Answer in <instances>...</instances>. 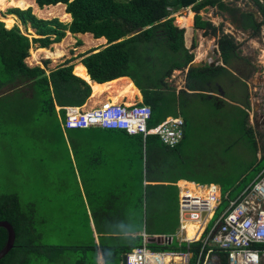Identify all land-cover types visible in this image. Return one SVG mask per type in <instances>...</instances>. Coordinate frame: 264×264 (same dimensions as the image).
<instances>
[{
	"label": "trees",
	"instance_id": "obj_1",
	"mask_svg": "<svg viewBox=\"0 0 264 264\" xmlns=\"http://www.w3.org/2000/svg\"><path fill=\"white\" fill-rule=\"evenodd\" d=\"M33 1L39 9L64 5L71 21L63 23L56 18L39 19L31 14L30 8L7 10L12 18L15 16L21 24H28L38 37L28 39L19 33L16 25L4 28L0 22V83H12L8 88L0 84V95L7 93L13 86H21L29 81V93L25 88L23 94L35 97L37 115L54 118L63 140L62 152L52 162L59 164L63 172L70 170L76 186L68 194L67 184L53 180L50 173H41L37 177L32 174L26 180L22 176L23 181L14 184L17 192L0 193V221L8 222L15 231L14 246L0 259V264H52L63 247L54 244L38 246L35 242L39 241L41 234H48L46 226L54 228L50 221L59 218L64 223L66 217L79 212L86 213L87 221L94 222L99 233L98 245L92 237L93 256L88 258L95 261L97 250L100 249L104 263L114 264L122 253L141 243L140 236H120L114 233L139 232L143 221L141 215L146 219L151 215L148 210L152 212L154 208H162L170 201H175L177 186L173 182L180 176L167 179L173 181L170 183L160 181L165 180L162 177L177 161L174 154L170 155L173 148L165 146L155 135L147 134L143 138L140 133L127 134L122 130L99 127L63 130L60 117L64 118V109L56 111L54 106H80L90 94L88 82L74 73L78 60H73L79 58L89 78L104 84L112 102L121 95L131 100L133 95H137L136 86L141 94L140 103L149 106V120L153 122V110L158 112V107H166L156 115L157 118H163L168 111H174L176 106L183 107L187 101V92L181 89L176 93L169 87L166 78L170 77L173 70L188 67L194 59L192 49L196 44L187 45V29L184 25L174 24L172 15L190 8L194 12L193 27L205 33L210 29L212 34H216L220 26L213 25L199 14L203 8L215 6L219 11L227 13L230 22L236 27L245 29L249 26L255 33L260 32L261 27L264 38V0H252L260 14L258 22H254L251 17L247 18L235 6H228L223 0ZM4 25L9 27L11 24L4 22ZM219 31L221 35L216 40L217 52L222 63H226L235 54V43L231 35L222 33L221 29ZM66 32L82 36L87 33L93 39L103 38L105 45L71 55L65 61L48 68L47 72L43 66L25 61L32 43H36L37 49L47 50L51 44L62 43ZM76 44L81 45L79 40ZM41 62L45 65L48 59L44 58ZM221 70L225 71L222 65L189 67L185 74V88L201 94L196 91L204 90V83L216 78L214 72ZM124 76L130 78L134 86ZM240 113L243 136L252 140L250 129L245 127L243 111L240 110ZM63 155L65 160L60 161ZM261 167L255 166V173ZM41 178L39 190L32 189L33 183ZM144 181L147 183L143 184ZM152 181L159 182L151 184ZM127 189L134 191L133 198L130 202H121L120 199L127 196L124 195ZM233 189V192L229 191L231 197L241 190ZM59 196L63 199H59ZM76 197L82 202V210L75 204ZM135 215L136 227L131 225L126 232L114 228L117 223L130 222ZM58 228L61 230L62 226L58 224ZM145 232L153 233L146 229ZM6 240L7 232L0 228V249ZM199 246L197 241L189 244L190 260L195 258ZM80 247L82 254L77 262L85 263L88 259L84 255L85 247ZM147 247L186 250V244L183 243L163 246L148 244ZM216 252L224 262L223 253Z\"/></svg>",
	"mask_w": 264,
	"mask_h": 264
},
{
	"label": "rangeland",
	"instance_id": "obj_2",
	"mask_svg": "<svg viewBox=\"0 0 264 264\" xmlns=\"http://www.w3.org/2000/svg\"><path fill=\"white\" fill-rule=\"evenodd\" d=\"M0 3V22L3 27L10 28L16 25L19 33L26 35L28 39L38 36L28 24H21L14 15L12 18L7 10L30 8L31 14L36 18L43 20L56 18L63 23L70 22V15L67 17L64 5L56 9H39L33 0L25 2L0 0ZM227 3L228 6H235L247 18L251 17L254 22L260 20V14L252 0H229ZM200 15L205 20H211L213 25L220 26L222 33L232 36L235 43V54L231 60L222 63L225 71L214 72L213 76L216 78L209 84L204 83V90H200L201 94H186L188 101L183 103L181 109L188 121L183 140L178 146L179 160L174 170L176 174L194 179L198 183L209 181L218 183L221 188L219 190L220 202L211 218L213 220L228 203L227 193L231 190L233 192L234 187L235 191L241 189L254 176L255 166H264V39L261 38L263 37L262 32L255 33L249 26L245 29L236 27L230 22L227 13L219 11L215 6L203 8ZM193 16L194 12L190 8L180 10L174 15V24L184 25L187 29V45L196 44L192 49L194 60L204 61L205 64L210 65L214 63L215 58L219 57L216 40L221 35L220 29L216 31V34H212L210 29L205 33L202 29L194 28ZM4 22L11 25L5 27ZM186 22L190 26L186 25ZM89 39L82 35H67L61 43H64L61 56L56 54L58 51L51 44L48 50L53 54L47 57L37 55V60L31 59L30 50L31 54L39 52L35 48L36 43H32L25 61L29 64L43 66L47 72L48 68L65 61L71 55L87 50L88 47L84 45L88 44ZM77 40L80 41V46L76 44ZM168 52L170 53L169 50ZM44 58L48 59L45 65L41 62ZM73 61L80 62L79 58ZM186 71L187 67L173 70L170 77L166 78L169 87L175 92L183 88L184 83L187 82ZM1 77L4 79V75ZM0 84L4 88L12 86V83ZM27 84L13 86L12 89H8V92L12 91L11 93L0 95V193L17 192L14 184L16 181L22 182V176L26 180L32 174L37 177L41 173H50L53 180L67 184V193L70 194L76 186L72 173L70 170L63 172L59 164L52 162L62 152L63 140L59 127L52 116L37 115L35 97L23 94L25 88L29 93V81ZM101 94L108 97H104V100L111 97L107 91ZM121 99L128 100L125 95H121L118 101ZM87 100L88 98L85 103ZM91 107L93 106L85 107V109L89 110ZM56 108L58 107H54L55 110ZM158 108V112L153 110L155 112L151 117L153 122L148 120L147 123L154 125L162 121L163 118H157L156 115L162 113L166 107ZM240 110L243 111L245 127L250 129L253 140L243 136ZM16 152L19 154L15 155ZM19 159L21 161H18ZM64 160L63 155L60 161ZM16 171L17 173L13 175ZM41 184L42 178L33 183L32 189L39 190ZM59 199L63 197L59 196ZM75 204L79 210L83 209L82 202L77 197ZM148 211L151 215H148L146 219L144 215H141L143 218L141 224L144 228L155 234L173 235V242L177 243L180 237L177 197L174 202L170 201L162 208H154L152 212ZM64 220V223L59 218L50 221L54 228L46 226L48 234H41L39 241L37 240L35 244L38 246L54 244L63 247L62 252L52 264L76 263L82 254L80 246L85 247L86 259L91 258L93 256L91 247L93 233L86 213L79 212ZM130 221L136 227V215ZM58 224L62 226L61 230ZM89 258L85 264H96L98 261V259L94 261Z\"/></svg>",
	"mask_w": 264,
	"mask_h": 264
},
{
	"label": "built area",
	"instance_id": "obj_3",
	"mask_svg": "<svg viewBox=\"0 0 264 264\" xmlns=\"http://www.w3.org/2000/svg\"><path fill=\"white\" fill-rule=\"evenodd\" d=\"M62 108L65 110L64 129L99 127L123 129L130 134L156 133L163 143L172 146L181 138L184 128L181 117H167L146 130L149 107L135 102L125 104L105 100L89 110L74 105ZM196 185L205 186L208 192L202 194L186 187L178 188V244L186 242V252L151 250L147 248L143 235L141 245L126 252L124 261L118 264H264V166L234 197L226 195L228 203L213 220L211 218L220 202V186L215 183ZM187 224L196 225L193 233H199L195 238L185 236L184 226ZM159 237L165 245L173 240V235L159 234ZM196 240L200 246L194 262H190L188 245ZM216 250L223 253L224 262Z\"/></svg>",
	"mask_w": 264,
	"mask_h": 264
},
{
	"label": "crops",
	"instance_id": "obj_4",
	"mask_svg": "<svg viewBox=\"0 0 264 264\" xmlns=\"http://www.w3.org/2000/svg\"><path fill=\"white\" fill-rule=\"evenodd\" d=\"M70 21H71V17H70ZM187 25H189V24H187ZM190 26V25H189ZM67 35H72V34H70V33H66V36ZM75 35H81V34H75ZM86 37H88V38H90L89 40H88V44H86V45H84L86 48L87 47H95V46H103V45H105V39H103V38H99V39H93L92 37H91V35L90 34H84ZM59 44V43H58ZM53 45H55V44H53ZM216 48H217V46H216ZM34 52H32V54H33ZM32 54H31V56H32ZM217 59H219V60H217ZM193 62H204V61H195L194 59H193V61L188 65V67H187V69L189 68V67H192L191 66V64L193 63ZM214 63H212V66H210L209 64H205V62H204V65H202V66H197V67H203V66H210V67H216L217 65H219L220 64V62H221V64L220 65H222V61H221V58H220V56L218 57V58H215L214 59V61H213ZM79 63H81V62H78L76 65H78ZM208 63H211V62H208ZM83 64V63H82ZM75 65V66H76ZM74 71V70H73ZM187 72V71H186ZM220 73H222V70H221V72ZM83 78V77H82ZM127 78V77H126ZM85 79V78H84ZM128 79V78H127ZM129 81H130V79H128ZM93 81V80H92ZM109 81V80H108ZM94 82H96V81H94ZM131 83H132V81H130ZM96 83H98V82H96ZM186 83V82H185ZM185 83H184V87L183 88H180L178 91H176V93H179V91L181 90V89H184L185 90V92H187V94L189 93V94H191V93H193V94H195L194 92L195 91H191V90H188V89H186L185 88ZM89 84V83H88ZM98 84H100L102 87H103V89H104V92L105 91H107L108 93H109V91L106 89V87L104 86V84L103 83H98ZM132 85L134 86V84L132 83ZM89 86H90V84H89ZM135 87V89H136V91H137V95H135V97H132L131 99H133L134 98V101H136V102H139V101H141V94H140V91H139V89L136 87V86H134ZM196 93H201L200 91H196ZM99 95L100 94H96V95H92V88H91V86H90V94H89V97H88V100H87V102L84 104V107H90V106H95V105H98V103H100L101 101H103L104 100V97L105 98H108V97H106V95L105 94H101V99L99 98ZM111 102H112V100L111 99H109ZM115 101H118V99H116ZM188 101V100H187ZM125 103H128V100H126V101H124ZM217 108V107H216ZM169 112V113H168ZM167 112V115L166 116H164L163 117V119H165L166 117H168V116H180V117H182L183 118V120H184V122H185V119L188 121V119L187 118H185V116L182 114V112L183 111H181V108H179L178 106H176L175 108H174V111H168ZM173 112H176L177 114H172ZM63 119L64 118H61L60 117V125H61V128L62 129H64V127H63V125H62V123H63ZM162 119V120H163ZM187 121L185 122L186 124H185V128H183V134H182V137H181V139L173 146V147H170V146H167V145H165V146H167L168 148H173V151L171 152V156H173V154H174V159L178 162V160H179V151H178V146H179V144H180V142L183 140V137H184V130L186 129V125H187ZM252 139V138H251ZM253 140V139H252ZM176 165V164H175ZM175 165H174V167L172 168V169H170L169 171H168V173L165 175V176H163L162 177V179H165L164 181H160V182H163V183H170V182H173V181H169V180H167V179H172V178H174V177H176V175H178V174H176V172H175ZM178 176H180L178 179H177V182H178V185H180L181 187H185V186H187V188H189V189H191L192 190V192H197V193H202V194H206L207 192H208V189L205 187V186H202V187H199V186H197L196 185V183L195 182H198V181H195L194 182V180H190V179H186L185 178V176L183 177L182 175H178ZM157 182H159V181H152V182H150L151 184H154V183H157ZM209 182H211V181H209ZM209 182H207V183H209ZM147 182L146 181H144L143 182V184H146ZM175 183V182H174ZM202 183H204V182H202ZM211 183H215V184H218V183H216V182H211ZM206 184V183H205ZM177 184H176V186H178ZM196 190H198V191H196ZM201 192H200V191ZM132 194H134V191H131V190H129V189H127L126 190V192L124 193V195H127V196H124L123 198H121L120 199V201L121 202H130L131 201V199L133 198L132 197ZM111 212H114L113 210L111 211ZM124 217H126V216H124ZM132 225V222L130 221L129 223H123V224H119V225H115L114 226V228L116 229V230H120V231H124V232H126L129 228V226H131ZM91 226H92V233H93V235H92V237H93V239H94V241L95 242H97L98 241V239H97V237H98V235H99V233L96 231V229H95V225H94V222H91ZM179 220H178V233L180 234V230H179ZM196 225H190V224H187V225H185L184 227H185V229H193L194 227H195ZM144 227V226H143ZM143 231H145V228L143 229ZM154 233V232H153ZM153 233H151V234H153ZM114 234H116V235H120V236H124V235H129V236H141V235H138L139 234V232H136V233H114ZM158 234H160V233H158ZM167 235H169V234H167ZM183 237V236H182ZM142 242V241H141ZM173 242V241H172ZM174 243V242H173ZM178 243V242H177ZM181 243H183V244H186V246H187V243L186 242H181ZM141 244V243H140Z\"/></svg>",
	"mask_w": 264,
	"mask_h": 264
},
{
	"label": "clouds",
	"instance_id": "obj_5",
	"mask_svg": "<svg viewBox=\"0 0 264 264\" xmlns=\"http://www.w3.org/2000/svg\"><path fill=\"white\" fill-rule=\"evenodd\" d=\"M223 1H225L226 2V4L228 5V3L227 2H229V0H223ZM208 7V6H207ZM209 7H214V6H209ZM188 9V8H187ZM186 9V10H187ZM183 10H185V9H183ZM192 11V10H191ZM201 11V10H200ZM193 12V11H192ZM178 13V12H177ZM176 13V14H177ZM199 14H200V12H199ZM175 15V14H174ZM174 15H172V16H174ZM194 17V16H193ZM203 18V17H202ZM204 19V18H203ZM208 21H210L211 22V20H208ZM260 32H262V28L260 29ZM263 33V32H262ZM87 34V33H86ZM224 34H227V33H224ZM83 35V34H82ZM232 37V36H231ZM98 46V45H97ZM97 46H95V47H97ZM37 48V47H36ZM87 49H90L89 47L87 48ZM86 70V69H85ZM124 77H126V76H124ZM128 78V77H127ZM128 79H130V78H128ZM94 81V80H93ZM131 81V80H130ZM133 97H134V95H133ZM105 100H108V101H110L109 99H105ZM105 100H103V101H105ZM102 102V101H101ZM100 102V103H101ZM111 102V101H110ZM115 102H123V103H125L124 102V100L123 99H121L120 101H115ZM132 102H135V103H137V104H142V103H140V101L139 102H136V101H134V98L132 99V100H130V101H128V103H132ZM100 103H98V105L100 104ZM128 103H125V104H128ZM98 105H95V106H98ZM145 105V104H144ZM66 106H68V105H66ZM74 106H78V105H74ZM81 107H83V109H85V107H84V104L83 105H80ZM95 106H93V107H95ZM54 107H58V108H56V111H59L60 109H64V108H62L63 106H54ZM149 107V106H148ZM92 108V107H91ZM86 110V109H85ZM149 110H150V108H149ZM64 113H65V110H64ZM168 117H180V116H168ZM149 118H150V114H149V116H148V118H147V120L145 121V128H146V130H149V129H152L153 127H155L156 125H158L160 122H163L165 119H163L162 121H160L159 123H156V124H154V125H152V124H149V123H147V121L149 120ZM182 118V117H181ZM183 119V118H182ZM184 121V120H183ZM184 128H185V122H184ZM74 129H76V128H74ZM78 129H81V128H78ZM104 129H108V128H104ZM114 130H122V131H124L123 129H117V128H113ZM63 130H65V129H63ZM125 133H127L126 131H124ZM138 133V132H137ZM137 133H131V134H137ZM141 135H142V137L144 138V136L145 135H147V134H150V135H155V136H157V138L159 139V141L160 142H162V140H160V138H159V136L156 134V133H146L145 135H143L141 132H139ZM127 134H130V133H127ZM182 134H183V128H182ZM182 137V136H181ZM181 139V138H180ZM179 139V140H180ZM178 140V141H179ZM163 143V142H162ZM164 145H167V146H170V145H168V144H165V143H163ZM176 144V143H175ZM174 144V145H175ZM174 145H172V146H170V147H173ZM263 167V166H262ZM261 167V168H262ZM260 168V169H261ZM257 173V172H256ZM255 173V174H256ZM255 174H254V176H255ZM253 176V177H254ZM253 179V178H252ZM251 179V180H252ZM175 182V183H174ZM173 183L174 184H177L178 185V182H177V180L176 181H174ZM195 182V181H194ZM249 182V181H248ZM247 182V183H248ZM196 184H205V183H198V182H195ZM209 183H211V182H209ZM246 183V184H247ZM207 184V183H206ZM245 184V185H246ZM179 186L180 185H178L177 186V199H178V191H179ZM221 189V188H220ZM227 195L229 196V192L227 193ZM178 215H179V210H178ZM178 220H179V218H178ZM210 224H211V222H210ZM209 224V225H210ZM144 225L142 224V227H141V229H140V231H139V234L138 235H141L140 237H141V241H142V236L143 235H145V244H146V246L148 245V244H154V245H160V246H163V245H165V244H162V243H160V244H155V243H149V242H147L146 241V238L149 236V235H159V234H155V233H153V234H151V233H146L145 231H143V229H144V227H143ZM186 236V235H185ZM160 241H162V239H160ZM173 241V240H172ZM171 241V243H173ZM197 242H199L198 240H196ZM196 241H193V242H196ZM97 243V245H98V241L96 242ZM171 243H168V244H166V245H170ZM190 243H192V242H190ZM189 243V244H190ZM139 245H141V244H139ZM139 245H137V246H139ZM133 247H135V246H133ZM133 247H131V248H133ZM130 248V249H131ZM147 248H149V247H147ZM130 249H128L127 251H125L124 253H122L121 254V256H120V259L116 262V263H114V264H118L119 262H121V261H124V258H125V253L126 252H128ZM149 249H151V250H156V251H158V250H162V249H155V248H149ZM186 250H187V246H186ZM186 250L184 251V249L182 250V251H178V250H165V251H168V252H174V253H176V254H178L179 252H186ZM188 253H189V261L190 262H194V260H195V258H196V256H195V258L193 259V260H190V256H191V253L189 252V245H188ZM196 255H197V253H196ZM97 259H98V261H100V262H102V264H105L104 263V260H103V257H102V253H101V250L100 249H98L97 250ZM98 261H97V263H98ZM96 263V264H97ZM73 264H85V263H79V262H76V263H73Z\"/></svg>",
	"mask_w": 264,
	"mask_h": 264
},
{
	"label": "bare ground",
	"instance_id": "obj_6",
	"mask_svg": "<svg viewBox=\"0 0 264 264\" xmlns=\"http://www.w3.org/2000/svg\"><path fill=\"white\" fill-rule=\"evenodd\" d=\"M16 1L25 2V1H29V0H14V2H16ZM0 5H1V3H0ZM59 7L62 8V5H59V6H56V7H47L46 9H56V8H59ZM67 17H69V15H67ZM84 37H86V36L84 35ZM63 44L60 43V44L53 45V48L56 49V51H58V53H56V54H58L60 56L62 55L61 53L63 52L62 51L63 50ZM38 50H39L38 53H33L32 54V58H31L32 60H37V55H44L45 57H47V56H50V55L53 54L52 51H49L48 49L47 50L38 49ZM30 54H31V50H30ZM74 73L79 75V76H81V77H83V78H85V80L90 84V86L92 88V95L101 94L104 91L103 87L100 84L92 81L89 78V76H88V74H87V72L85 70V67H84V65L82 63H79L78 65H76V67L74 69ZM185 187L187 188V186H185ZM193 231H194V228L193 229L192 228L191 229H185V235H186L187 239L195 238L197 233H199V232L193 233ZM174 258H175V260L178 259L177 257H174Z\"/></svg>",
	"mask_w": 264,
	"mask_h": 264
},
{
	"label": "water",
	"instance_id": "obj_7",
	"mask_svg": "<svg viewBox=\"0 0 264 264\" xmlns=\"http://www.w3.org/2000/svg\"><path fill=\"white\" fill-rule=\"evenodd\" d=\"M219 60V59H217ZM204 65V62H193L191 64L192 67H197V66H202ZM0 228H3L4 230H6L7 232V240L5 245L3 246L2 249H0V259L2 257H4L9 251L10 249L14 246V241H15V231L12 227L11 224H9L6 221H0ZM146 241L149 243H155V244H160L162 242H160V237L159 235H149L146 238Z\"/></svg>",
	"mask_w": 264,
	"mask_h": 264
},
{
	"label": "flooded vegetation",
	"instance_id": "obj_8",
	"mask_svg": "<svg viewBox=\"0 0 264 264\" xmlns=\"http://www.w3.org/2000/svg\"><path fill=\"white\" fill-rule=\"evenodd\" d=\"M210 66H212V64H210ZM211 81H212V79H210L209 81H206V83L209 84Z\"/></svg>",
	"mask_w": 264,
	"mask_h": 264
}]
</instances>
